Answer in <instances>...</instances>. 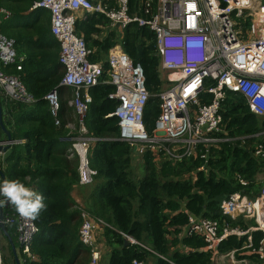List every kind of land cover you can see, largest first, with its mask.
Wrapping results in <instances>:
<instances>
[{"label":"trees","instance_id":"trees-1","mask_svg":"<svg viewBox=\"0 0 264 264\" xmlns=\"http://www.w3.org/2000/svg\"><path fill=\"white\" fill-rule=\"evenodd\" d=\"M37 1L0 0V8L19 15L30 10ZM146 1L128 0V15L149 19L150 7L149 14L144 12ZM156 3L157 0H151L152 11ZM33 11L38 13L41 9ZM46 20L50 23V16ZM7 24L6 21L0 24V32L14 40L18 56L25 54L19 62L21 70L12 69L14 72L11 70L8 74L20 76L21 84L34 101H3L0 96L3 124L14 142L8 159L2 161L0 167L5 179H18L42 193L47 205L33 220L37 233L29 251L37 260L22 264H88L89 248L79 238L82 211L105 225L101 234L109 251L105 264H132L133 261L167 264L163 258L177 264H211V254L202 251L206 245L203 236L190 234L178 238L189 217L212 222L217 236H222L224 230L238 228L244 232L253 226L251 221L230 220L219 208L223 198L232 193L239 192L253 199L261 188L256 178L264 171V157L254 158L250 153L255 142L261 143L264 153V134L259 139L250 137L264 132V120L249 113L242 97L228 92L221 102L224 130L236 139L234 143H222L209 150L206 163L197 156L174 165L156 160L147 152L140 158L142 175L136 178L132 171V149L118 140V119L113 115L117 104L109 99L114 87L106 82L107 74L99 84L88 89L91 101L82 121L84 132L78 121L73 122L74 127L70 129L63 115L68 111L76 116L74 107L58 101L54 116L46 99L54 90L59 92L64 88L59 86L64 74L58 62L59 54L55 57V53L43 52V44L39 48L31 40L14 39L6 32ZM242 24L245 28L248 21ZM33 31L39 44L45 41L47 34L56 41L45 24L36 26ZM74 31L90 51V62L105 65L109 51L119 44L121 51L140 65L149 94L143 123L150 132L160 112L157 95L167 83L162 76L154 33L136 22L118 30L100 13H84L74 24ZM21 44H25V50L20 48ZM209 99L207 93L199 97L202 103H208ZM80 137L95 140L90 144L88 164L96 172L93 183L99 186L90 192L83 208L73 197L74 190L82 187L78 179V159L68 155L73 142ZM4 138L0 127V142ZM240 138L243 141L237 140ZM239 178L246 182L245 186L240 184ZM1 209L4 216L16 212L10 203ZM7 231L13 236L15 226L7 227ZM124 236L147 249L124 246ZM260 240L259 232L227 235L217 247L218 255L234 251L237 260L260 264L258 256L252 253L258 249Z\"/></svg>","mask_w":264,"mask_h":264},{"label":"built area","instance_id":"built-area-1","mask_svg":"<svg viewBox=\"0 0 264 264\" xmlns=\"http://www.w3.org/2000/svg\"><path fill=\"white\" fill-rule=\"evenodd\" d=\"M149 7V19L129 16L128 0H39L31 10L49 12L50 31L59 44L58 61L65 69L60 85L73 91L70 106L75 109L82 132V121L91 101L88 89L99 84L102 76L107 74L106 82L114 87L109 99L117 104L113 115L118 119V140L131 147L133 157L141 158L151 152L157 159L176 165L200 156L206 163L209 150L236 140L225 132L220 114L221 102L228 92L242 97L255 118L264 119V0H157L154 11L151 0H147L146 15ZM78 11L103 14L120 30L136 22L154 33L160 68L163 72H173L176 78L157 95L160 112L150 132L143 123L149 94L142 68L116 47L109 51L105 65L90 62V51L83 38L74 31L72 14ZM10 16L9 11L0 8V21ZM245 21L248 25L243 28ZM20 61L14 40L0 32V94L6 101L31 103L33 97L24 89L19 76L4 72L7 67L19 72ZM205 93L210 97L208 103L199 100ZM46 99L55 116L59 108L57 92L54 90ZM262 134L264 132H258L250 138L259 139ZM94 141L80 137L68 152L70 158L78 159L81 186L91 185L96 175L88 164L90 144ZM255 144L250 154L254 158L264 157L261 143ZM238 180L242 186L246 185L241 178ZM220 209L230 220L251 219L253 226L244 232L238 228L224 230L222 236H217L212 222L189 217L187 235L203 236L206 245L202 251L210 253L211 261L216 263L217 247L227 235L259 232V247L252 253L258 256L260 264H264V179L256 198L233 193L223 199ZM81 218L79 238L89 248L88 264H98L102 245L96 242V233L105 225L83 211ZM2 223L5 228L15 226L20 252L27 259L37 260L29 251L37 233L33 220L16 211L4 216ZM124 240L147 249L131 237L124 236ZM224 257L231 264H248L246 260H237L234 251ZM163 259L167 264H177ZM0 264H5L1 244ZM132 264L142 262L133 261Z\"/></svg>","mask_w":264,"mask_h":264},{"label":"crops","instance_id":"crops-1","mask_svg":"<svg viewBox=\"0 0 264 264\" xmlns=\"http://www.w3.org/2000/svg\"><path fill=\"white\" fill-rule=\"evenodd\" d=\"M36 10V9H35ZM41 9L40 12L38 13H35V11L33 10H28L27 12L25 13H22V14H19V15H12L10 16L9 19L7 20H1L0 21V24L2 22H7L8 24V27L6 29V32L7 34L11 35L14 39L15 37L20 39V40H23V39H28V40H31V42H34V43H37L38 44V47L40 48L43 44V46L45 47V49L43 50V52H49V53H55V57L57 56V54H59V45L57 44V42L54 40V38L52 36H50L49 34H47V37L45 39V41L43 43H38V36L36 35V33L33 31V28L35 29L36 26H42L45 24L46 28L47 29H50V23L47 22V17L49 16V12L46 11V10H43ZM86 13V12H83V11H78V12H75L72 14L73 16V19H74V24L76 23V21L78 19H81L83 14ZM103 15V14H102ZM106 17V16H105ZM107 18V17H106ZM108 19V18H107ZM10 20V21H9ZM109 20V19H108ZM110 21V20H109ZM37 22H40V24H36ZM110 24H111V21H110ZM112 25V24H111ZM115 27V26H114ZM116 28V27H115ZM118 30H120L118 27L116 28ZM20 48L22 50H25L26 47H25V44H21ZM115 48V47H114ZM116 48H120L119 47V44L116 45ZM40 51V50H39ZM17 55V53H16ZM23 55V56H21ZM21 55H17V57L22 61L23 58L25 57V54H21ZM59 62V61H58ZM62 66V65H61ZM61 68V67H60ZM8 69V70H6ZM13 68L12 67H7L4 69V72L6 73L7 71V74H8V71H11ZM61 70H64L65 72V69L64 67L62 66ZM14 72V70H12ZM16 74V73H15ZM13 74V75H15ZM17 75V74H16ZM64 75V74H63ZM19 79H20V76H19ZM21 81V79H20ZM59 86L61 87H64L62 88L59 92L57 91V95H58V101L61 102V103H65L67 102V107H70V102L72 101L73 99V91L71 88L69 87H65V86H62L60 85L59 83ZM25 89V88H24ZM30 94V93H29ZM0 96L2 97V95L0 94ZM3 101H5V99L2 97ZM63 119L66 121V124L67 126L70 128V129H73V122H76V116L74 115V113H69L68 111H66L63 115ZM259 120H264V119H259ZM5 139V138H4ZM3 139V140H4ZM23 142V141H22ZM21 143V142H20ZM14 144V142L12 143V145ZM12 145L9 147V149H7V151L5 153H0V164L2 161H5L8 159V156L10 155L11 153V150H12ZM134 158V161L136 164L140 163L141 162V159L137 158V157H133ZM156 160H160V159H157ZM140 161V162H138ZM142 164V162H141ZM142 168V166H141ZM1 169V167H0ZM264 175V171L261 173V174H258L257 178H256V181L260 184V186H262V183H263V179L260 178V176ZM94 187V188H92ZM98 188L96 186L95 183L89 185V186H82V187H79L77 189L74 190V193H73V197L75 198L76 201L80 202L82 208L83 206L85 205V202L86 200L88 199L89 195H90V192L94 189ZM261 189V188H260ZM260 192V191H259ZM235 193H239V192H235ZM233 194V193H232ZM241 194V193H239ZM243 195V194H241ZM258 195V194H257ZM257 195L254 197L256 198ZM246 196V195H244ZM249 198V197H248ZM1 199H3V197H1ZM224 199V198H223ZM251 199V198H250ZM223 201V200H222ZM221 201V202H222ZM220 202V203H221ZM9 204V203H8ZM7 205V204H6ZM219 208H220V204H219ZM221 210V209H220ZM222 212V211H221ZM190 215V214H189ZM4 216V215H3ZM242 219V218H240ZM245 220V219H243ZM246 221H251V219H247ZM187 226V225H186ZM186 226L182 227L181 228V233L178 235V238L180 237H183V236H186L187 235V229H186ZM6 231H7V227H6ZM102 230H98L97 233H96V242L100 243L102 245V249H101V257H100V260L98 262V264H105L106 260L108 259V249L106 248L104 242H103V239L101 238V234H102ZM8 233V231H7ZM9 234V233H8ZM4 238L5 241H7V243L10 244L9 246V252H11V243L12 245L15 247V244L18 246L17 244V241H16V235L14 233V235H10V239H11V243L9 242V237L8 236H5L3 234H1ZM0 235V236H1ZM14 242H13V241ZM17 251L18 253L20 254V257L18 256V259L20 261V264H22L23 262L25 261H29L30 259H27L26 256H24L21 252H20V248H17ZM12 253V252H11ZM11 257L13 258L12 254H10ZM14 261V259H13ZM219 262V263H218ZM227 261V259L224 257V256H218V260L216 262V264H225ZM5 263V261H4ZM215 263V262H214ZM11 264H15V261L14 263H12V259H11ZM148 264H152L151 261L148 262ZM211 264H213V262L211 261Z\"/></svg>","mask_w":264,"mask_h":264},{"label":"clouds","instance_id":"clouds-1","mask_svg":"<svg viewBox=\"0 0 264 264\" xmlns=\"http://www.w3.org/2000/svg\"><path fill=\"white\" fill-rule=\"evenodd\" d=\"M0 197H3L0 199V207L10 203L20 216L30 220L37 219L47 207L42 193L26 186L18 179H4L0 182Z\"/></svg>","mask_w":264,"mask_h":264},{"label":"water","instance_id":"water-1","mask_svg":"<svg viewBox=\"0 0 264 264\" xmlns=\"http://www.w3.org/2000/svg\"><path fill=\"white\" fill-rule=\"evenodd\" d=\"M115 27L117 28L118 25H116ZM2 118L3 117H2L1 100H0V127H1L2 131L5 134V139L0 142V153H5L7 151V149H9V147L12 145L13 141L11 139L10 133L4 127ZM0 179H1V182L5 179V176L2 173L1 169H0ZM0 199H1V197H0ZM3 217L4 216H3V213H2V209L0 207V235L3 234L5 236H8L9 237V242L11 243L10 234L7 233L6 228H5L4 224L2 223ZM128 245H129V242L127 240H124V246H128ZM11 252L13 254V258H14L15 264H20V261L18 259L17 254H16V249L12 245V243H11Z\"/></svg>","mask_w":264,"mask_h":264},{"label":"rangeland","instance_id":"rangeland-1","mask_svg":"<svg viewBox=\"0 0 264 264\" xmlns=\"http://www.w3.org/2000/svg\"><path fill=\"white\" fill-rule=\"evenodd\" d=\"M162 76L164 77V79L166 80L167 83L163 84V88L168 87V85L170 84V80H174L176 78V75L172 72H162ZM140 159V158H139ZM134 165H132V171L135 175L136 178L141 177L142 173H141V162L136 164L135 161ZM261 179H264V175L260 176ZM100 185V184H99ZM94 188V187H92ZM99 188V186H98ZM0 244L2 246V250H3V257H4V261L5 264H11V256L9 255V248H8V244L7 242L4 240L3 236H0ZM15 248H17V245L15 244ZM18 256L20 257V254L18 253ZM219 263V262H218ZM216 264V263H213ZM225 264H231L230 261L226 262ZM247 264V263H246Z\"/></svg>","mask_w":264,"mask_h":264},{"label":"flooded vegetation","instance_id":"flooded-vegetation-1","mask_svg":"<svg viewBox=\"0 0 264 264\" xmlns=\"http://www.w3.org/2000/svg\"><path fill=\"white\" fill-rule=\"evenodd\" d=\"M1 236H2V235H1ZM6 242H7V241H6ZM7 244H8V245H7V246H8V248H9L10 244H9V243H7ZM17 248H19V246H17ZM17 248H15V249H16V254H17V256H18V251H17ZM8 253H9V255H10V254H12L11 252H8ZM10 256H11V255H10ZM12 256H13V254H12ZM13 259H14V258H13Z\"/></svg>","mask_w":264,"mask_h":264}]
</instances>
